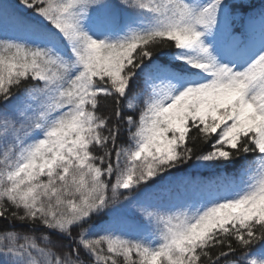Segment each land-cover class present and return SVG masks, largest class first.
I'll use <instances>...</instances> for the list:
<instances>
[{"label": "snow or ice", "instance_id": "obj_1", "mask_svg": "<svg viewBox=\"0 0 264 264\" xmlns=\"http://www.w3.org/2000/svg\"><path fill=\"white\" fill-rule=\"evenodd\" d=\"M0 264H264V6L0 0Z\"/></svg>", "mask_w": 264, "mask_h": 264}, {"label": "trees", "instance_id": "obj_2", "mask_svg": "<svg viewBox=\"0 0 264 264\" xmlns=\"http://www.w3.org/2000/svg\"><path fill=\"white\" fill-rule=\"evenodd\" d=\"M3 1H6L8 4H18V0H3ZM245 3L251 5L253 8L257 10L261 6H264V0H245ZM103 111L105 114H108L111 111V109L104 108ZM121 127L123 129L126 126L122 124ZM217 171L219 170L218 169H204V168H190L188 165H185L183 168V172H185L187 175L192 176V177H210V176H213L215 172ZM37 227H38V231L35 234L39 237L41 235L42 229L40 228V226H37ZM85 259H87V257H85Z\"/></svg>", "mask_w": 264, "mask_h": 264}, {"label": "rangeland", "instance_id": "obj_3", "mask_svg": "<svg viewBox=\"0 0 264 264\" xmlns=\"http://www.w3.org/2000/svg\"><path fill=\"white\" fill-rule=\"evenodd\" d=\"M3 2L7 3L6 1H3ZM7 4H8V3H7Z\"/></svg>", "mask_w": 264, "mask_h": 264}]
</instances>
